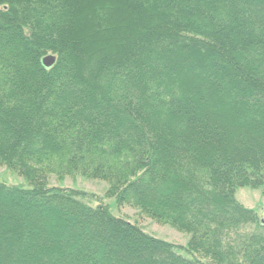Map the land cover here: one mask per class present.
Returning a JSON list of instances; mask_svg holds the SVG:
<instances>
[{
	"label": "trees",
	"instance_id": "obj_1",
	"mask_svg": "<svg viewBox=\"0 0 264 264\" xmlns=\"http://www.w3.org/2000/svg\"><path fill=\"white\" fill-rule=\"evenodd\" d=\"M0 166V264H264V0H0Z\"/></svg>",
	"mask_w": 264,
	"mask_h": 264
},
{
	"label": "rangeland",
	"instance_id": "obj_2",
	"mask_svg": "<svg viewBox=\"0 0 264 264\" xmlns=\"http://www.w3.org/2000/svg\"><path fill=\"white\" fill-rule=\"evenodd\" d=\"M0 182L24 188L31 187L25 177L6 166H0ZM46 182L49 185L72 187L91 193L93 199L105 203L113 215L137 224L147 233L155 237L170 241L179 246H184L189 238L187 232L178 231L169 224H160L138 208L126 204H117L114 197H108L106 195L108 183L104 180L74 174L73 176L67 175L63 179H59L55 175H49ZM235 196L245 206L252 208L264 220V195L260 188L239 187L236 190ZM178 252L186 257H193L183 249H179ZM195 256L197 258L200 257L199 255ZM200 258L207 260L204 257Z\"/></svg>",
	"mask_w": 264,
	"mask_h": 264
},
{
	"label": "water",
	"instance_id": "obj_3",
	"mask_svg": "<svg viewBox=\"0 0 264 264\" xmlns=\"http://www.w3.org/2000/svg\"><path fill=\"white\" fill-rule=\"evenodd\" d=\"M55 61V57L52 54L46 55L43 59H42V64L46 67L49 68L53 65Z\"/></svg>",
	"mask_w": 264,
	"mask_h": 264
}]
</instances>
